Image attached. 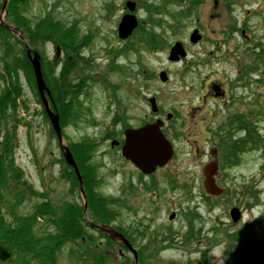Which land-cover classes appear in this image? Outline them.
I'll use <instances>...</instances> for the list:
<instances>
[{"label":"rangeland","instance_id":"1","mask_svg":"<svg viewBox=\"0 0 264 264\" xmlns=\"http://www.w3.org/2000/svg\"><path fill=\"white\" fill-rule=\"evenodd\" d=\"M126 1L28 0L23 5V14L32 26L50 14L63 27L71 25L78 35L89 32L92 37L83 50L90 61L81 59L67 77L71 82L83 77L86 83L74 99L73 110L77 108L82 116H74L63 127L62 145H93L86 148L84 166L94 174L95 192L106 200L107 211H113L116 196L121 198L114 206L116 222L135 233V243L144 247L135 251L137 264H264V0H195L191 6L189 0H137L132 14L139 25L123 43L116 34L121 16L128 12ZM3 2L0 0V24H6L7 34L3 35L11 49L6 55L0 48V94L11 80L19 86L15 107L7 110L0 122V141L9 136L12 147L8 156L20 174L16 180L12 173H4L0 215L12 223L15 217L31 215L44 199L60 208L73 197L68 192L71 175L66 174L55 133L43 105L36 101V95L40 97L33 70L28 82L23 71L14 67L25 47L37 52L40 62L48 67L53 41L29 45L7 17ZM198 24L204 25L208 40L191 43L189 36ZM233 24L242 25L245 38H237L235 32L228 41L219 40V30L227 32ZM144 30L155 33L154 48L141 40L148 37ZM176 42L184 46L186 56L170 61L168 53ZM235 64L245 66L246 88L237 91L242 101L235 109L246 108L247 126L234 135L249 136L250 143L240 153L237 165L221 166L222 177L216 185L226 193L207 200L203 198L202 165L210 147L202 143L201 130L210 122L226 130L223 121L232 114L222 99L205 95L207 77L212 74L213 79L225 82L234 76ZM51 70L59 77L57 67ZM161 71L167 75L165 83L159 80ZM254 76L261 78L258 84L252 80ZM148 94L157 98L164 118L172 110L180 118L172 121L175 127L169 135L176 147L173 160L153 179L142 181L111 150L107 130L115 103L128 105L133 115L155 113L144 99ZM67 99L72 101L71 96ZM76 102L81 105L79 111ZM129 181L134 187H128ZM232 206L241 211L237 222L228 215ZM171 212L173 218L168 217ZM47 230L54 233L56 228L39 219L32 224L35 237H42ZM239 232H243L241 238ZM91 242L82 249L65 243L56 251L55 264H81L88 256L96 258L94 252L104 256V264H135L131 252L99 249L96 240ZM85 250L79 258L77 254ZM49 262L47 258L36 260L38 264Z\"/></svg>","mask_w":264,"mask_h":264},{"label":"flooded vegetation","instance_id":"2","mask_svg":"<svg viewBox=\"0 0 264 264\" xmlns=\"http://www.w3.org/2000/svg\"><path fill=\"white\" fill-rule=\"evenodd\" d=\"M7 1V0H6ZM134 2V10H136L137 6V0H131ZM6 5V4H5ZM6 9V7H5ZM6 11V10H5ZM133 11L131 13H133ZM129 13V12H127ZM134 15V14H133ZM139 23V22H138ZM6 24H0L1 27H3L5 30H7ZM139 25V24H138ZM137 25V27H138ZM204 25L198 24L193 30H196L200 38L195 42V44H199L200 42H204L208 40L207 34L203 28ZM137 27L133 30L135 31ZM70 30L73 31V34L68 36H60V37H53L50 39V42L53 41V44L51 45L53 48V53L50 56V67L52 66V69L54 67H57L60 71V73H64V78L66 81H68L66 84L68 85L69 90L77 91V96L82 93L86 79L79 77L78 79H74L72 82L67 79L69 77L68 75L72 74L74 70V66H76V63H78L81 59L90 61V57L85 56L83 54V50L86 46V43L89 39L92 37L88 34L84 35H78L77 28L74 30L72 29L71 25L69 27H65L64 30ZM222 31L219 30L218 34L221 35L222 38H219L221 41H228L230 38V34H233L235 32L238 33L237 38L244 39L246 36V30L242 28V25L236 27L235 24L230 25V28L226 32L225 29L221 28ZM132 31V33H133ZM131 33V34H132ZM131 34L126 39H120L123 41V43H126ZM117 35V34H116ZM118 37V36H117ZM61 38V40H64L61 44L57 43L54 44L56 41L55 39ZM211 42V39H210ZM183 46V45H182ZM184 48V46H183ZM185 50V49H184ZM235 53V51H233ZM213 53V52H209ZM244 53V52H243ZM261 59V55H260ZM92 60V59H91ZM111 63V62H110ZM118 66V65H116ZM115 66V67H116ZM245 66L238 67L236 64L234 65L233 72L234 76L228 80L226 79L225 82H221L218 80L213 79V75L209 74L206 94L210 98L213 99H222V103L227 110L232 111V114H230L225 120L223 121V126H225L226 130H220L219 127L216 125H213V122H210V124H204L202 127V143L204 145L209 146V153L207 158L204 160V163L202 165V174L204 176L203 178V186L205 190V195H203L204 199H214L223 193H226V189L218 190L216 193H211L212 190L208 188L206 185L207 177L208 175H211V179L213 182L214 187L216 189H219L216 185V182L222 177V174L220 173V169L222 164L224 165H237L239 162V155L243 150H246V145L250 141L249 136H244L242 138H237L234 134L237 131H245L246 130V115L247 111L244 107L235 109L236 104H240L242 101V98L240 94L237 92L239 89L246 88V84L244 81V75H245ZM59 73V74H60ZM74 73V72H73ZM260 77L254 76L253 81L255 84H258L260 81ZM165 83V82H164ZM71 85V86H69ZM111 89H114V86H111ZM70 93V92H69ZM69 93L67 91V97H69ZM204 95V96H205ZM202 97L204 99L205 97ZM152 98L149 94L144 97L146 102L150 105L149 99ZM155 102L157 101V98L154 96ZM201 99V100H202ZM240 101V102H239ZM72 104L71 102H69ZM157 103V102H156ZM53 101L50 98V108L54 113L60 115V110L56 111L55 107L53 105ZM78 105V109L81 110V105L76 102ZM148 106V105H147ZM240 106V105H239ZM71 109L68 110V113L71 114V116H82L79 115L80 112H77L75 109V103L70 105ZM157 110L155 113H143L142 116L133 115L129 113V107L126 104L123 103H115L114 109L112 111V118L109 120V131L107 135L109 136L110 140V148L111 150H114L116 155L119 157V159L122 161V163L126 164L131 168L133 172L137 175V178L142 181H146V179H153V176L159 171L164 168H166L170 162L173 160L175 156V145L171 138L169 137L170 133L172 132V129L175 127L173 126V122L175 117L178 119L180 116H177L178 113L174 110L171 111V113H166L164 118L163 110L161 108V105L159 103L156 104ZM232 108H234L232 110ZM198 109V106L194 107V110L196 111ZM150 110V108H149ZM62 111V110H61ZM84 116V115H83ZM194 117V116H193ZM161 121V125L159 127L161 133L170 141L173 147V155L172 157L161 167H156V169L150 173V174H144L142 173L132 162L125 159L122 155V146L125 142V133L127 130H136L144 127L147 124L154 123L155 121ZM111 122V123H110ZM197 124V121L196 123ZM181 127V126H180ZM64 128H61V134L63 137L64 134ZM223 134L226 136L224 137ZM108 140V139H107ZM69 149L72 158L74 160V163L76 165V168L78 170V174L80 177V181L77 178V175L73 169V167L66 163L65 161V168H66V174L68 176L72 175L74 177V180L70 182L71 184L68 185V192L70 196L73 197L72 200H68L66 207L72 209V214L70 216L71 220L69 222V226L67 227V232L69 233H82L81 237H76L74 239L68 240L66 242L67 245L73 246L74 248H87V246H90L93 244L91 241H97L95 243V248L101 249L102 247H105L106 249L111 250H119V251H126L129 252L131 249L134 251L142 250L144 247L138 245L135 243V233H131L125 226L119 225V223L116 222V211L115 207L118 205L120 201V197L116 196L114 200L112 201L113 211H101L102 208L100 206L99 200H102L104 198L97 195L95 192V180L93 178V173L86 170L84 164L85 162H82L80 158L76 159L74 154L72 153L70 146L68 144L66 145ZM93 145L91 144H85L82 142H74V145L72 146L73 149L78 148L81 150H85L86 148H92ZM199 145L196 144V149H198ZM60 148V147H59ZM61 150V149H60ZM62 153V150H61ZM63 156V154H62ZM216 166L215 171L209 172L208 168L209 166ZM92 172H94L93 168H90ZM95 173V172H94ZM145 182L142 183V187L144 188ZM128 187H134L132 185V182L129 181ZM131 189V188H130ZM77 192V194H76ZM74 195V196H73ZM65 205V204H64ZM115 206V207H114ZM106 208V206H105ZM231 208H236L239 212V217L235 222L241 219V211L238 207L232 206ZM230 208V209H231ZM229 209V212H230ZM172 213V212H171ZM230 218V213H228ZM170 217V216H168ZM174 217V212L172 213V218ZM232 221V219L230 218ZM234 222V221H232ZM54 228L55 225L53 224ZM91 233L95 234L94 236L91 235ZM243 232H239L237 235L239 238H241ZM84 235H88V237H83ZM230 238V235L228 236ZM230 244H227L229 247ZM137 258V254H136Z\"/></svg>","mask_w":264,"mask_h":264},{"label":"trees","instance_id":"3","mask_svg":"<svg viewBox=\"0 0 264 264\" xmlns=\"http://www.w3.org/2000/svg\"><path fill=\"white\" fill-rule=\"evenodd\" d=\"M28 0H7L6 4V14L9 20L14 24L17 30H20L25 37L28 39V44L32 45L37 43H50V39L53 37L68 36L73 34V31L64 30L59 22L54 20L50 14H46L40 21H38L35 26L30 25L28 20L23 14V5ZM183 1V0H181ZM187 1V0H184ZM191 3H197L189 0ZM3 27L0 26V48L4 50L6 55L10 52L11 46L8 43L7 34ZM148 34L147 38L141 37V40L146 42V44L154 48L157 43L156 35L153 32L144 30ZM14 36H12L13 38ZM54 44H61L64 40L61 38L55 39ZM23 50V49H22ZM18 57V58H17ZM14 60V67L23 71L26 81L32 80V67L26 56L24 50L20 56H17ZM8 63L4 64V67H7ZM45 66L44 62H40V68L42 73V78L45 82L46 87L48 88L49 95H47V100L50 106V98L53 101V105L56 111L60 110L59 115V124L61 128L67 125V122L73 118L71 114L68 113V110L71 109L70 105L74 103L75 94L77 91L67 89L68 85L65 81L64 73H60L59 77L52 74V66ZM5 70L9 73V70ZM8 68V67H7ZM66 82V83H65ZM71 86V85H69ZM31 88L34 90V86ZM67 91L69 96L72 97V101L67 99ZM75 92V94H74ZM19 93V86L16 82L10 81V86L5 87L1 90L0 94V122L7 115V110L16 105V97ZM35 93V92H34ZM36 95V93H35ZM36 101L42 106L40 100L36 95ZM71 102L72 104H70ZM62 110V111H61ZM73 120V119H72ZM4 140L0 141L1 149L0 152V201H2V191L4 187V173H12L14 179L17 180L19 177L18 167L14 165L13 159L11 156H8V151L11 149V143L9 141V136L6 134L2 137ZM72 153L76 159L80 158L82 162L87 161V156L84 154L86 151L78 148L73 149L72 144L69 145ZM71 179L74 180V177L71 175ZM30 190V187H29ZM101 211H106L107 202L105 199L99 200ZM106 206V208H105ZM72 214V209L63 205L60 208L55 207L53 204L48 202V200H42L35 205L34 212L27 217H15L16 220L10 223L5 221L3 216L0 215V264H38L36 260L47 258L50 260L49 264H55V255L56 251L62 247L68 240L78 238L82 236V233H69L67 232V227L71 220L70 216ZM39 219L44 222H47L49 225L54 224L56 230L54 233H51V230H47L43 233L42 237H35L32 234V224ZM7 222V223H6ZM88 250L82 251L77 254L79 258L83 257ZM88 254V253H87ZM96 258H90L89 256L81 264H104V256H101L100 253L97 255L94 252ZM138 259V255H137ZM141 262L140 264H143ZM43 264V263H42Z\"/></svg>","mask_w":264,"mask_h":264},{"label":"water","instance_id":"4","mask_svg":"<svg viewBox=\"0 0 264 264\" xmlns=\"http://www.w3.org/2000/svg\"><path fill=\"white\" fill-rule=\"evenodd\" d=\"M5 3L6 0H4L2 4V8H4ZM134 5V2L131 0H127L125 2V7L129 13L122 15L118 22L117 36L120 39H126L138 25L137 18L131 13L134 10ZM199 38L200 36L198 35L197 31L194 30L189 36V41L191 43H195ZM25 48L26 56L33 70L37 92L39 94L46 116L50 122L51 128L56 135L60 149L62 150L63 158L66 163L70 164L73 167L77 178L80 181L78 170L76 168L72 155L67 146L62 145L61 127L59 124L58 115L54 113L49 107L48 100L45 95H49V91L42 78L40 56L37 52H32L28 47ZM185 56L186 52L182 44L180 42H176L170 48L167 58L170 61H178L180 58ZM158 77L161 82L167 81V75L164 71H161ZM149 103L151 106V110L155 112L157 110L155 99L150 98ZM160 125L161 121L157 120L154 123L147 124L140 129L127 130L125 133V142L122 146V155L125 159L132 162L144 174H150L156 169V167L163 166L173 155L172 144L161 133L159 129ZM209 168V171H215L216 166L213 165ZM210 176L211 175H208L207 177L206 185L208 186L210 191L212 190L211 193H216L218 192V189L214 187ZM229 213L230 218L235 222L239 217L238 210L236 208H231ZM170 218H172V215L170 216ZM130 252L133 255L135 264H137L136 252L132 249L130 250Z\"/></svg>","mask_w":264,"mask_h":264}]
</instances>
